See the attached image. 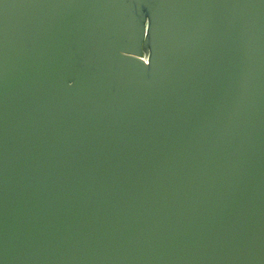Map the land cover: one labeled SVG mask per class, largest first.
Instances as JSON below:
<instances>
[{"label": "water", "instance_id": "obj_1", "mask_svg": "<svg viewBox=\"0 0 264 264\" xmlns=\"http://www.w3.org/2000/svg\"><path fill=\"white\" fill-rule=\"evenodd\" d=\"M0 264H264V0H0Z\"/></svg>", "mask_w": 264, "mask_h": 264}]
</instances>
